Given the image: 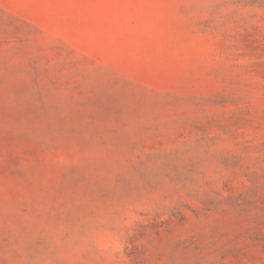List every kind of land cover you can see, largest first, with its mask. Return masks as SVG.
I'll use <instances>...</instances> for the list:
<instances>
[{
    "label": "rangeland",
    "instance_id": "1",
    "mask_svg": "<svg viewBox=\"0 0 264 264\" xmlns=\"http://www.w3.org/2000/svg\"><path fill=\"white\" fill-rule=\"evenodd\" d=\"M0 264H264V0H0Z\"/></svg>",
    "mask_w": 264,
    "mask_h": 264
}]
</instances>
